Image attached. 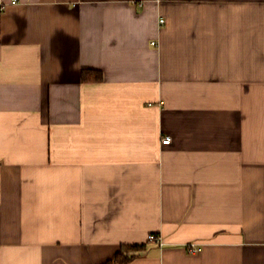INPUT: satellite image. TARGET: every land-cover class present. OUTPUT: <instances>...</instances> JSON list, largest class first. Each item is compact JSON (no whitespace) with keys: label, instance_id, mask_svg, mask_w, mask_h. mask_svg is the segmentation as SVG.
<instances>
[{"label":"crops","instance_id":"crops-1","mask_svg":"<svg viewBox=\"0 0 264 264\" xmlns=\"http://www.w3.org/2000/svg\"><path fill=\"white\" fill-rule=\"evenodd\" d=\"M11 1L0 264H264V0Z\"/></svg>","mask_w":264,"mask_h":264},{"label":"trees","instance_id":"trees-1","mask_svg":"<svg viewBox=\"0 0 264 264\" xmlns=\"http://www.w3.org/2000/svg\"><path fill=\"white\" fill-rule=\"evenodd\" d=\"M145 245L142 243H122L113 256L104 264H123L132 260L137 254L143 251Z\"/></svg>","mask_w":264,"mask_h":264},{"label":"built area","instance_id":"built-area-1","mask_svg":"<svg viewBox=\"0 0 264 264\" xmlns=\"http://www.w3.org/2000/svg\"><path fill=\"white\" fill-rule=\"evenodd\" d=\"M11 3H14V1L12 0ZM0 5L2 6L3 4L0 2ZM159 22H160V23H163L164 20H163V19H160ZM161 141H162L163 144H167V143H169V141H170V137L165 136V137L162 138ZM147 240L150 241V242H155V243H157L158 245H162V241H161V238H160L159 235H156V234H149L148 237H147ZM197 250H198V248H197L194 244H191V245H190V251H191L192 253L196 252Z\"/></svg>","mask_w":264,"mask_h":264}]
</instances>
